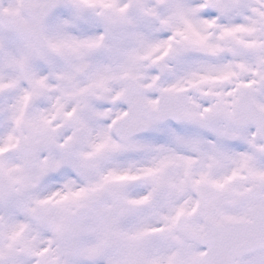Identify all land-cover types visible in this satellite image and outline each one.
<instances>
[{"label": "snow or ice", "instance_id": "snow-or-ice-1", "mask_svg": "<svg viewBox=\"0 0 264 264\" xmlns=\"http://www.w3.org/2000/svg\"><path fill=\"white\" fill-rule=\"evenodd\" d=\"M0 264H264V0H0Z\"/></svg>", "mask_w": 264, "mask_h": 264}]
</instances>
